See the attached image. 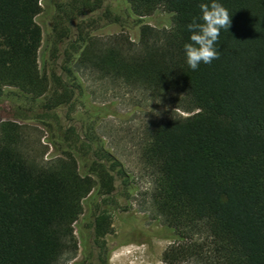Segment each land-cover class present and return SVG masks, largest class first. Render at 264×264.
Wrapping results in <instances>:
<instances>
[{"label": "trees", "instance_id": "obj_1", "mask_svg": "<svg viewBox=\"0 0 264 264\" xmlns=\"http://www.w3.org/2000/svg\"><path fill=\"white\" fill-rule=\"evenodd\" d=\"M42 1L0 0V90L49 97L56 108L69 102L71 90L48 64L39 66L35 18ZM219 2L231 27L221 30L219 59L195 71L185 60L187 25L202 22L200 5L210 0H128L137 18L162 8L171 27L141 26L136 50L122 38L105 47L88 42L78 58L102 77L189 114L174 111L151 131L141 154L153 178L152 210L172 233L166 264H264V0ZM18 129L13 122L0 127V264L70 262L83 201L97 185L99 195L112 193L107 163L117 162L102 151L84 174L72 156L36 162L22 153ZM110 227L106 212L95 216L100 264H108L100 240Z\"/></svg>", "mask_w": 264, "mask_h": 264}, {"label": "rangeland", "instance_id": "obj_2", "mask_svg": "<svg viewBox=\"0 0 264 264\" xmlns=\"http://www.w3.org/2000/svg\"><path fill=\"white\" fill-rule=\"evenodd\" d=\"M35 21L42 31L39 66L48 64L69 86V102L50 108L49 97L33 99L14 88H1L0 127L16 123L22 153L42 164L72 156L84 174L102 151L117 162L116 167L107 163L113 165L112 193L99 195L97 185L84 199L83 213L73 227L77 252L63 264H88V259L100 264L92 239L93 221L101 212L111 223L100 240L108 264H166L162 254L173 243L172 233L152 210L153 178L141 154L151 131L174 111L189 114L152 101L136 87L102 77L79 65L78 58L88 42L105 47L116 38L136 50L141 26L167 30L171 14L159 8L137 18L128 0H43Z\"/></svg>", "mask_w": 264, "mask_h": 264}, {"label": "clouds", "instance_id": "obj_3", "mask_svg": "<svg viewBox=\"0 0 264 264\" xmlns=\"http://www.w3.org/2000/svg\"><path fill=\"white\" fill-rule=\"evenodd\" d=\"M199 21L202 22L194 19L187 25L189 42L184 44L186 64L193 71L201 63L209 65L219 59L220 53L216 44L221 30H229L231 27L229 11L219 0H210V3L200 5Z\"/></svg>", "mask_w": 264, "mask_h": 264}]
</instances>
